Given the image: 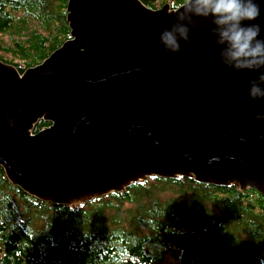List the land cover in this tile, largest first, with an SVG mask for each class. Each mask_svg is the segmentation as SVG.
Here are the masks:
<instances>
[{"label": "water", "instance_id": "water-1", "mask_svg": "<svg viewBox=\"0 0 264 264\" xmlns=\"http://www.w3.org/2000/svg\"><path fill=\"white\" fill-rule=\"evenodd\" d=\"M181 6L68 0L60 47L22 73L0 60V165L13 184L65 205L151 176L264 195V99L248 94L260 72L221 63L210 20L166 50L160 33ZM39 120L50 124L33 133Z\"/></svg>", "mask_w": 264, "mask_h": 264}, {"label": "trees", "instance_id": "trees-1", "mask_svg": "<svg viewBox=\"0 0 264 264\" xmlns=\"http://www.w3.org/2000/svg\"><path fill=\"white\" fill-rule=\"evenodd\" d=\"M68 0H0V60L22 73L70 38ZM149 8L184 0H141ZM50 122L39 120L33 133ZM264 264V195L147 177L79 204L40 200L0 165V264Z\"/></svg>", "mask_w": 264, "mask_h": 264}, {"label": "clouds", "instance_id": "clouds-1", "mask_svg": "<svg viewBox=\"0 0 264 264\" xmlns=\"http://www.w3.org/2000/svg\"><path fill=\"white\" fill-rule=\"evenodd\" d=\"M260 14L257 0H184L175 21L160 33V42L166 50L178 53L195 21L210 20L221 63L234 71H259L249 81L248 94L252 100L264 99V38L261 25L252 23ZM256 118L264 119V115Z\"/></svg>", "mask_w": 264, "mask_h": 264}, {"label": "rangeland", "instance_id": "rangeland-1", "mask_svg": "<svg viewBox=\"0 0 264 264\" xmlns=\"http://www.w3.org/2000/svg\"><path fill=\"white\" fill-rule=\"evenodd\" d=\"M175 255L176 253L174 255H170V252H169L167 256L165 257V259L160 264H173L175 262V259H174ZM246 264H258V263L252 260V261H248Z\"/></svg>", "mask_w": 264, "mask_h": 264}]
</instances>
